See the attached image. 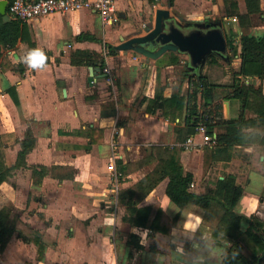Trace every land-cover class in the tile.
I'll list each match as a JSON object with an SVG mask.
<instances>
[{"label": "crops", "instance_id": "crops-1", "mask_svg": "<svg viewBox=\"0 0 264 264\" xmlns=\"http://www.w3.org/2000/svg\"><path fill=\"white\" fill-rule=\"evenodd\" d=\"M151 1L117 0L120 20L113 24H104L98 14L88 9L56 12L26 22L28 38L49 58L47 68L41 71L20 62L30 49L27 38H21L13 48L2 49L0 151L4 152L6 163L13 165L21 148L19 141L29 126L36 144L26 156V165L13 170L0 184V191L10 193L2 196L0 208L8 206L13 212L19 211L14 212L19 216L17 231L4 251H0V264H220L228 251L230 241L222 236L215 240L212 235L216 218L205 221L206 211L201 206L189 203L180 208L169 198V177L137 198L139 208L151 207L145 228L133 225L130 220L133 214L120 201L125 189L139 190L140 180L159 163L158 151L164 147L161 145L175 144V127L177 123L184 125L185 113L170 118L159 109L149 110V102L143 99L149 97L153 84L156 87L150 97L156 92L169 97L178 91L181 86L175 91H170L166 84L159 86V76L179 63L189 65V55L168 51L158 58H149L132 49L115 47L122 36L130 38L153 27L157 7ZM169 3H175L170 13L183 25L189 21L220 23L225 36L234 34L238 49L232 62L226 58L231 54L228 49L224 55L216 52L210 55L219 62H210L209 56L200 70L187 67L185 78L179 82L181 93H187L190 78L204 70L209 72L211 82L231 84L241 65V36L264 34V0H260L261 12L251 15L248 26L241 25L238 17V13L247 12L246 0H237L236 8L225 0ZM162 7H165L163 0ZM81 33L86 34L78 37ZM78 50L89 51L92 59L86 57L85 64H74L72 58ZM172 54L179 57V63H172ZM90 67L95 69L93 76ZM104 67L112 70V79L107 78ZM244 79L246 83L262 86L264 92V79L257 76ZM11 86L19 102L9 93ZM218 103L222 104L219 113L223 115L211 113L213 123L221 116L236 118L242 110L237 98L219 99ZM210 106L211 111L216 109ZM112 107L115 114L102 115L103 110ZM246 116L253 117L256 113L247 109ZM121 121L124 123L119 125ZM201 126L178 154L184 169L194 175L191 190L207 192L215 187L218 178L234 174L243 187L235 210L249 217L254 215L253 221L257 218L263 221L264 144L237 145L232 148L229 160L215 157L214 137L224 132L226 126L216 124L214 137L207 136L206 126ZM94 129L100 131L96 141L89 135ZM252 129L264 134L262 126L249 128ZM141 146L148 150L144 155L140 154ZM35 165L47 167L42 182L37 184ZM209 169L217 175H211ZM248 226V220L241 222L243 230ZM19 232L28 240L19 236ZM130 233L139 234L143 248L128 243ZM241 241L243 252L250 255L255 243L247 237Z\"/></svg>", "mask_w": 264, "mask_h": 264}, {"label": "trees", "instance_id": "trees-1", "mask_svg": "<svg viewBox=\"0 0 264 264\" xmlns=\"http://www.w3.org/2000/svg\"><path fill=\"white\" fill-rule=\"evenodd\" d=\"M233 8H236L237 0H225ZM247 12L238 13L241 25L248 26L252 22V14L261 12L260 0H246ZM235 10V9H234ZM229 12V10H228ZM230 13V12H229ZM27 33V35H26ZM28 28L26 22L11 18L5 20L0 13V55L4 47L13 48L17 42L22 39H28ZM86 33H81L78 37H83ZM234 34H226L228 49L234 56L238 53ZM241 65L234 74V81L231 84L213 83L209 80L207 74L202 73L195 78H190L191 88L187 93H181V90L175 91L171 96L166 97L163 92H156L152 97L145 96L143 101L149 103V110L159 109L164 116L173 118L176 114L185 113L184 125L177 123L175 127L176 141L173 145H165L159 148V163L152 173L147 174L138 184V189L128 188L120 194V201L124 202L127 209L130 210L132 217L131 222L134 226L145 228L149 224L151 207H138L137 198L142 197L149 192L159 181L169 177L167 186V195L180 208H184L189 203H194L206 211L205 221L216 218V223L212 231L215 240L222 236L230 241L228 251L222 257L220 264H264V220L257 218L255 221L246 214H239L236 210V204L241 197L243 187L236 182L234 174H226L224 178H218L215 187L204 193H197L191 190L194 175L186 171L179 159V152L185 148L186 140L198 132L201 124L206 126V135L214 137V126L224 124L226 130L217 134L215 138V157H222L229 160L232 156V148L241 144L260 142L264 144V134L255 129L249 130L256 126L264 128V92L262 86H255L252 83H246L245 77L257 76L264 79V34L255 36L244 34L241 36ZM30 49L36 48L33 41H29ZM112 47V46H111ZM92 59V53L89 51L78 50L73 55L74 64H85V58ZM172 63H179L177 55L172 54ZM210 62H219L215 56L209 58ZM238 81H241L238 83ZM15 88L11 86L8 91L13 96L15 102H19ZM240 99L241 112L236 118L220 117L213 123L211 113L221 114L218 103L219 99ZM200 99L202 100L200 102ZM213 103V104H212ZM209 105L216 106V109L210 110ZM210 106V107H211ZM253 110L256 116L247 117L246 110ZM109 111V112H108ZM108 111L103 110L102 115L111 113L115 114L116 109L110 108ZM223 115V113L221 114ZM124 122H119L122 125ZM99 130H91L89 133L92 140H98L96 135ZM20 150L17 154L16 162L9 166L5 161L3 151H0V184L7 180L13 170L19 166L26 165L27 154L35 147L36 136L29 126L24 137L19 141ZM47 167L44 165L33 166L35 183L42 182L46 175ZM137 192L139 193L137 195ZM254 206V205H253ZM252 207V206H251ZM134 214H136L134 218ZM17 215L13 214L11 207L3 206L0 208V251L3 252L11 236L17 231ZM243 220L249 221L246 230L241 228ZM155 222L151 224L154 227ZM156 226V225H155ZM25 240L27 237L19 232ZM138 233H130L128 243L137 249L143 248L140 243ZM249 238L255 243L250 255L243 252L242 239Z\"/></svg>", "mask_w": 264, "mask_h": 264}, {"label": "water", "instance_id": "water-1", "mask_svg": "<svg viewBox=\"0 0 264 264\" xmlns=\"http://www.w3.org/2000/svg\"><path fill=\"white\" fill-rule=\"evenodd\" d=\"M8 0H0V13L5 20L11 17L7 11ZM117 49H132L149 58H158L168 51L189 55V66L198 71L214 52L224 55L228 52L227 39L220 23L192 22L185 25L172 17L169 8L156 10L155 22L151 29L130 38L121 37ZM101 70L100 67H97ZM94 67H90L91 76Z\"/></svg>", "mask_w": 264, "mask_h": 264}, {"label": "built area", "instance_id": "built-area-1", "mask_svg": "<svg viewBox=\"0 0 264 264\" xmlns=\"http://www.w3.org/2000/svg\"><path fill=\"white\" fill-rule=\"evenodd\" d=\"M116 2L117 0H8L7 11L11 18L29 22L56 12L88 9L98 14L104 24H113L120 20ZM153 4L157 8L162 7V0H153ZM104 73L108 79H112L113 73L109 67H104ZM94 82L95 79H92L91 83ZM201 128L203 127L200 125L198 131ZM192 136L185 143L191 142Z\"/></svg>", "mask_w": 264, "mask_h": 264}, {"label": "rangeland", "instance_id": "rangeland-1", "mask_svg": "<svg viewBox=\"0 0 264 264\" xmlns=\"http://www.w3.org/2000/svg\"><path fill=\"white\" fill-rule=\"evenodd\" d=\"M150 2H152L151 0H149ZM207 1H211V0H207ZM170 2V0H163V5L165 6L164 8H169V9H172L173 11H174V5H175V3L172 5V4H170L169 3ZM187 6V5H186ZM160 7V6H159ZM187 7H189V6H187ZM202 10L204 11L203 12V15H205V9H204V7H202ZM171 15H172V17H174V15H173V13L171 12ZM193 22V21H192ZM198 22H201V21H198ZM196 23V22H195ZM138 53V52H137ZM140 54V53H139ZM211 57V56H210ZM235 56H233L232 54H230L229 53V55H228V57H226L227 58V60L229 59L231 62H232V59L234 58ZM221 64V63H220ZM210 67H214L213 65H209ZM187 67H189V65H187V64H183V63H179L178 65H176L174 68H173V70L172 71H167V72H161L160 73V76H159V79H160V85L159 86H163V85H169L168 86V88H170V91L172 90V91H175V90H177V88L179 87V86H181V88L179 89V90H183V88H182V83H179L180 82V80L184 77L185 78V76H184V72H186L187 71ZM209 67V68H210ZM221 67H225V64L224 63H222L221 64ZM220 68V67H219ZM229 69H232V67H230ZM209 70V69H208ZM204 73H206L207 75H208V71H205L204 70ZM173 75H175V78H172V80H171V76H173ZM214 75V73H212L211 74V76H213ZM213 79H215V76H213ZM171 81H173V83H171ZM171 83V84H170ZM179 83V84H178ZM154 85V86H153ZM152 85V92H153V90L155 89V87H156V84H153ZM167 87V86H166ZM155 91V90H154ZM150 93L149 94V96L150 95H152L153 93ZM145 110L144 109H142L141 110V114H143V112H144ZM165 145H171V144H165L164 143V145H161L162 147L163 146H165ZM140 154L141 155H144L145 153H147V148L145 147V146H141V148H140ZM209 171L210 172H212V174L211 175H217V174H214V170L213 169H209ZM11 181H12V183L14 182V178L12 177L11 178ZM4 187H6V186H4ZM3 187V188H4ZM11 190H12V188H10ZM9 189V190H10ZM0 190H1V188H0ZM5 193H8V192H5V191H0V200H1V198H2V196L5 194ZM9 195H10V193H8ZM18 210L16 209L14 212L15 213H18L17 212ZM13 212V214L14 215H17V214H15ZM17 218H19V216L17 217ZM29 233H30V229H29V227L26 229ZM246 252L247 253H249L250 252V250L247 248L246 249Z\"/></svg>", "mask_w": 264, "mask_h": 264}, {"label": "clouds", "instance_id": "clouds-1", "mask_svg": "<svg viewBox=\"0 0 264 264\" xmlns=\"http://www.w3.org/2000/svg\"><path fill=\"white\" fill-rule=\"evenodd\" d=\"M48 59L47 53L43 49L37 47L29 49L26 54L20 58V62L34 71H41L47 68Z\"/></svg>", "mask_w": 264, "mask_h": 264}, {"label": "bare ground", "instance_id": "bare-ground-1", "mask_svg": "<svg viewBox=\"0 0 264 264\" xmlns=\"http://www.w3.org/2000/svg\"><path fill=\"white\" fill-rule=\"evenodd\" d=\"M244 199V198H243Z\"/></svg>", "mask_w": 264, "mask_h": 264}]
</instances>
